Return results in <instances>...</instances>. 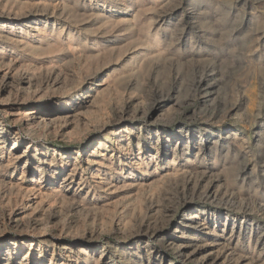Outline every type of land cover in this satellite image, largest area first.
I'll list each match as a JSON object with an SVG mask.
<instances>
[{
  "label": "rangeland",
  "instance_id": "obj_1",
  "mask_svg": "<svg viewBox=\"0 0 264 264\" xmlns=\"http://www.w3.org/2000/svg\"><path fill=\"white\" fill-rule=\"evenodd\" d=\"M263 6L258 0H0V11H4L0 27L5 26L3 43H8L5 61L0 63V81L6 72L18 76L15 86H24L20 77L31 74L32 67L38 69L39 82L52 67L66 69L67 75L60 69V84L51 80L38 100L32 96L27 100L21 92L13 101L17 113L32 110L46 119L61 101L57 104L62 109L59 120L66 123L48 128L40 138L33 139L39 131L31 134L24 115L12 118L6 113V103L0 99V119L6 118L2 127L11 132L7 150L15 146L19 134V153L32 144L28 155L35 149H48L51 155L57 152V159L72 163L77 157L87 167L88 151L94 154L99 146L97 160L102 152L113 159L124 155L121 147L128 143L135 158L141 138V153L150 160L157 155L155 149H148L151 139L158 140L161 134L160 139L169 135L175 140L160 147L161 157L153 160L144 182L133 188L124 181L116 188H100L98 179L88 171V186L76 198L74 188L64 206H38L33 193L24 197L6 193L1 186L0 249L6 254L15 243L20 247L11 261H23L28 254L27 264H199L200 258L218 254L229 264L238 258L245 260V229L252 224L264 229L260 201L264 184L260 181L259 187L252 181L257 178L254 168L259 177L264 168V143L258 136L264 124ZM40 29L46 30L44 38L37 33ZM133 64L134 72L130 69ZM247 95L255 102L250 103ZM120 109L131 117L122 120ZM180 137L183 143L178 141ZM174 159L177 165L172 163ZM114 162L119 164L118 159ZM97 167L92 165L93 173ZM16 175L12 179H20ZM32 179L26 175L24 182L31 186ZM54 186L47 181L43 188ZM194 213L200 218L189 223ZM227 218L233 223H226ZM17 219L26 221H20L24 230L15 227ZM36 219L47 223L44 229L33 226ZM174 242L188 254H201L190 260L182 249L171 247Z\"/></svg>",
  "mask_w": 264,
  "mask_h": 264
},
{
  "label": "bare ground",
  "instance_id": "obj_2",
  "mask_svg": "<svg viewBox=\"0 0 264 264\" xmlns=\"http://www.w3.org/2000/svg\"><path fill=\"white\" fill-rule=\"evenodd\" d=\"M24 1V0H22ZM35 1V0H34ZM72 1V0H71ZM147 1V0H145ZM160 1V0H159ZM49 2V1H48ZM61 2V1H60ZM66 1H64L65 3ZM140 2V1H139ZM138 2V3H139ZM151 2V1H150ZM258 2H261L264 4V0H258ZM14 3V2H13ZM12 3V4H13ZM41 3V2H40ZM46 3V2H45ZM53 3V2H52ZM67 3V2H66ZM107 3V2H106ZM68 4V3H67ZM70 4V3H69ZM83 4V3H82ZM105 4V3H104ZM142 4V3H141ZM162 4V3H161ZM252 4V3H251ZM257 4V2H256ZM20 5V4H19ZM85 5V4H84ZM87 5V4H86ZM121 5V4H120ZM149 5V4H148ZM153 5V4H151ZM150 5V6H151ZM6 6V5H5ZM4 6V7H5ZM45 6V5H44ZM255 6V5H254ZM2 7V6H1ZM97 7V5H96ZM132 7V6H130ZM137 7H140L139 5ZM156 7H159V6H156ZM264 7V6H263ZM262 7V8H263ZM19 8V7H18ZM37 8V7H36ZM42 8V7H41ZM61 8V7H60ZM77 8V7H75ZM94 8V7H93ZM142 8V6H141ZM8 9H10L8 7ZM81 9V8H80ZM138 9V8H136ZM159 9V8H158ZM12 10V9H11ZM18 10V9H17ZM21 10V9H20ZM19 10V11H20ZM24 10V9H23ZM27 10V9H26ZM53 10V8H52ZM51 10V11H52ZM76 10V9H75ZM92 10V9H91ZM94 10V9H93ZM96 10V8H95ZM10 11V10H9ZM30 11V10H29ZM54 11V10H53ZM57 11V10H56ZM77 11V10H76ZM84 11V9H83ZM8 12V11H7ZM11 12V11H10ZM37 12V10H36ZM78 12V11H77ZM96 12V11H95ZM20 13V12H19ZM43 13V12H42ZM63 13V12H61ZM86 14V12H84ZM94 13V12H93ZM255 13V12H254ZM261 13V12H260ZM4 14V11H0V17H2ZM8 14V13H7ZM10 14V13H9ZM16 14V13H15ZM89 14V13H88ZM117 14V13H116ZM128 14V13H127ZM6 15V14H5ZM4 15V17H5ZM27 15V14H26ZM81 15V14H80ZM125 15V14H124ZM110 16V15H109ZM112 16V15H111ZM114 16V15H113ZM132 16V15H131ZM262 16V15H261ZM8 17V16H7ZM18 17H20L18 15ZM61 17V16H60ZM166 17V16H165ZM252 17V16H251ZM263 17V16H262ZM17 18V17H16ZM46 18V17H45ZM119 18V17H117ZM125 18V17H124ZM168 18V17H167ZM114 19H115V16H114ZM149 19V18H148ZM67 20V19H66ZM118 20V19H117ZM151 20V19H150ZM259 20V23H258V26H261L263 25V21L261 20V18H258ZM12 21V20H11ZM15 21V20H14ZM36 21V20H35ZM44 21V20H43ZM55 21V19H54ZM42 22V21H41ZM56 22V21H55ZM59 22V21H58ZM65 22V21H64ZM75 22V21H74ZM141 22V21H140ZM154 22V21H153ZM34 23V22H33ZM68 24V23H67ZM100 24V23H99ZM37 25V24H36ZM53 25V24H52ZM69 25V24H68ZM138 25V24H137ZM154 25V24H153ZM253 25V24H252ZM61 26V25H60ZM64 26V25H63ZM67 26V25H66ZM98 26V25H96ZM24 27V26H23ZM26 27V26H25ZM24 27V28H25ZM44 27V26H43ZM46 27V26H45ZM57 27V26H56ZM70 27V26H69ZM91 27V26H90ZM89 27V28H90ZM136 27V26H135ZM23 28V29H24ZM65 28V27H64ZM73 28V27H72ZM93 28V27H92ZM158 28V27H157ZM161 28V27H160ZM259 28V27H258ZM4 29H5V26H2V28L0 27V63H4L3 61H5V57H6V48L8 43H3L4 42V38H5V34H4ZM22 29V28H21ZM30 29V28H29ZM34 29V28H33ZM260 29V28H259ZM27 30V29H26ZM47 30H48V27H47ZM54 30V28L52 29ZM58 30V28L56 29V31ZM74 30V29H73ZM150 30V29H149ZM155 30V28H154ZM264 30V29H263ZM22 31V30H21ZM25 31V29H24ZM38 34L40 37H45V32L46 30H37ZM55 31V30H54ZM64 29L63 30H60L59 33H63ZM68 31V30H67ZM70 31V30H69ZM161 31V30H159ZM13 32V31H12ZM71 32V31H70ZM139 32V31H138ZM10 33V32H9ZM8 33V35H9ZM23 33V32H22ZM26 33V32H25ZM23 33V34H25ZM57 33V32H56ZM125 33V32H124ZM259 33V32H258ZM29 34V33H28ZM27 34V35H28ZM50 34V33H49ZM54 34V33H53ZM75 34V33H74ZM149 34H151L149 32ZM169 34V33H168ZM12 35V34H11ZM59 35V34H58ZM139 35V34H138ZM261 35V34H260ZM26 36V35H25ZM31 36V35H30ZM33 36V35H32ZM70 36V34L68 35ZM79 36V35H78ZM156 36V35H155ZM259 36V35H258ZM37 37V36H36ZM51 37V36H50ZM55 37V36H54ZM71 38H73L72 34L70 36ZM153 37V36H152ZM157 37V36H156ZM23 38V37H22ZM39 38V37H38ZM58 38V37H56ZM75 38V37H74ZM78 38V37H77ZM151 38V36H150ZM159 38V37H158ZM15 39H18L15 37ZM40 39V38H39ZM42 39V38H41ZM55 39V38H54ZM61 39V38H60ZM76 39V38H75ZM142 39V37H141ZM20 40V38H19ZM37 40V39H36ZM35 40V41H36ZM56 40V39H55ZM62 40V39H61ZM73 40V39H72ZM83 40V39H82ZM81 40V41H82ZM85 40V39H84ZM26 41V40H25ZM34 41V42H35ZM41 41V40H40ZM66 41H69V39L67 38ZM75 41V40H74ZM91 41V40H90ZM96 41V40H95ZM98 41V40H97ZM96 41V42H97ZM33 42V41H32ZM39 42V41H38ZM36 41V43H38ZM56 42V41H55ZM64 42V40H63ZM76 42V41H75ZM99 42V41H98ZM40 43V42H39ZM43 43V42H42ZM68 43V42H67ZM66 43V45H67ZM165 43V42H164ZM195 43V42H194ZM33 44V43H32ZM50 44V43H49ZM53 44V43H51ZM58 44V43H57ZM60 44V43H59ZM75 44V43H74ZM12 45V44H11ZM45 45V44H44ZM44 45H42L44 47ZM62 45V44H61ZM60 45V46H61ZM64 45V44H63ZM62 45V47H64ZM72 45V43H71ZM71 45H69V47H72ZM81 45V44H80ZM94 45V44H93ZM39 46V45H37ZM48 46V44L46 45ZM51 46H54V45H51ZM78 46V45H77ZM99 46V45H98ZM32 48H37L35 46H30ZM40 47V46H39ZM59 47V45H58ZM61 47V48H62ZM74 47V46H73ZM76 47V46H75ZM80 47V46H79ZM83 47V46H82ZM105 47V46H104ZM45 48V47H44ZM65 48V47H64ZM77 48V47H76ZM75 48V50H76ZM84 48V47H83ZM82 48V49H83ZM15 49V48H14ZM68 49V48H67ZM63 50V49H62ZM70 50V49H69ZM13 51V50H12ZM11 51V52H12ZM79 51V50H78ZM84 51V49H83ZM101 51V50H100ZM161 51V50H160ZM67 52V51H66ZM70 52V51H69ZM75 52V51H74ZM81 52V51H80ZM102 52V51H101ZM14 53V52H13ZM65 53V52H64ZM92 53V52H91ZM22 54V52H21ZM50 54V53H48ZM53 54V53H52ZM69 54V53H68ZM73 53H71L72 55ZM77 54H80L79 52ZM23 55V54H22ZM85 55V54H84ZM12 56V55H11ZM26 56V55H24ZM23 56V57H24ZM70 56V55H69ZM72 57V56H71ZM82 57V56H81ZM85 57V56H83ZM14 59V56L12 57ZM73 58V57H72ZM9 59V58H8ZM22 59V58H20ZM26 59V58H24ZM35 59V58H34ZM7 60V59H6ZM11 60V59H10ZM15 60V59H14ZM19 60V59H18ZM27 60V59H26ZM29 60V59H28ZM12 61V60H11ZM63 61V60H62ZM65 61V60H64ZM63 61V62H64ZM8 63H11L9 62V60L7 61ZM6 62V63H7ZM22 62V61H21ZM63 62H59L61 64H63ZM40 64V63H39ZM19 65V64H17ZM42 65V64H40ZM50 65V64H49ZM57 65V64H56ZM60 65V64H59ZM36 66V65H35ZM46 67V65H44ZM259 66V65H258ZM7 67V66H6ZM4 67V68H6ZM59 67V66H58ZM57 66L56 67H52L50 69L47 70V73H46V76L45 78H43V81L41 80L40 82L38 81V77L35 75V72L38 71V69L32 67L30 70L32 71L31 74H26L27 76L26 77H20V80L24 81L25 82V85L22 86L21 83L18 84V86H15L16 84V77L17 75H9L5 72V76L3 77V79L0 81V99H3L4 102L6 103L5 107H6V113H8L12 118H15V117H21V115L27 119V123L28 124V129L30 130L31 134H34L35 132L39 131V133H35V135L33 136V139L35 138H40L43 136V132L46 130H48V128H55L54 125L58 124V123H61L60 122V114L62 113V109H58L57 108V104L61 103V101H59L58 103H56V105L53 107V109L51 110V112H49V114L47 116H49L50 118L49 119H46V116L38 113V112H32L31 111H28V110H24V112H20V113H17L16 109H15V105L13 103L14 99H16L19 94L21 92H25V96H26V99L29 100L30 97H34V99L37 98L40 99L39 97L42 96V94H45L44 91L42 90L46 85H47V88L49 87V82L51 80H54L55 83H59L60 82V74H59V69ZM63 67V66H62ZM44 68V67H43ZM9 69H10V66H9ZM17 69L19 70V67H17ZM47 69V68H46ZM130 69L132 72L136 71V66L133 64L130 66ZM41 70V69H40ZM63 70V69H61ZM66 70V69H65ZM65 70L64 71V75H65ZM263 70V69H262ZM8 71V70H7ZM43 71V70H42ZM257 71V70H256ZM12 73V71H11ZM21 73V72H20ZM40 73V72H39ZM42 73V72H41ZM4 74V73H3ZM45 74V73H44ZM40 76V75H39ZM67 76V75H65ZM2 77V76H1ZM0 77V79H1ZM18 77V76H17ZM62 77V76H61ZM132 78V77H131ZM65 80V79H64ZM67 80V79H66ZM129 80V79H128ZM63 81V80H62ZM63 83V82H62ZM264 83V82H263ZM262 83V84H263ZM52 84V83H51ZM60 84V83H59ZM17 85V84H16ZM65 85V84H64ZM129 85V83H128ZM131 85V84H130ZM202 85V84H201ZM260 85V84H259ZM22 87H25L24 89ZM57 87V86H56ZM60 87V86H59ZM215 87V85H214ZM46 88V87H45ZM50 88V87H49ZM62 88V87H61ZM63 89V88H62ZM215 89V88H214ZM247 89V88H246ZM42 90V91H41ZM50 90V89H49ZM46 91V90H45ZM55 91V90H53ZM57 91V90H56ZM62 91V90H61ZM154 91V90H153ZM47 92V91H46ZM62 93V92H61ZM49 94V93H48ZM58 94V93H57ZM90 94V93H89ZM5 95H8L7 98H4ZM41 95V96H40ZM262 95H263V92H262ZM61 96V95H60ZM248 98V101L250 103H253V99L247 95L246 96ZM25 99V98H24ZM20 100V99H19ZM12 101V105H8V103ZM21 101V100H20ZM82 101V100H81ZM138 101V100H137ZM1 102V101H0ZM3 102V103H4ZM19 102V101H18ZM123 102V101H122ZM255 102V101H254ZM4 103V104H5ZM33 103V102H32ZM135 103V102H134ZM129 104V103H128ZM54 105V104H53ZM64 105V104H63ZM130 108H132L131 106H129ZM51 108V107H50ZM156 108V107H155ZM72 109H75V108H72ZM81 109V108H80ZM151 109V108H150ZM236 109V108H235ZM1 110V109H0ZM3 110V109H2ZM19 110V109H18ZM23 110V109H22ZM4 111V110H3ZM137 110H135L134 112L132 111V115H136V112ZM251 111V110H250ZM163 112V111H162ZM231 112V111H230ZM119 113V112H118ZM131 113V112H130ZM148 113V112H147ZM146 113V114H147ZM160 113V112H159ZM77 114V113H76ZM121 115V119L123 120L125 116H130L131 115L126 112V109H120V113ZM118 114V115H119ZM141 114V113H140ZM154 114V113H152ZM68 115V114H67ZM145 115V114H144ZM209 115V114H208ZM254 115V114H253ZM70 116V115H69ZM77 116V115H76ZM146 116V115H145ZM158 116V115H157ZM228 116V115H227ZM67 117V116H66ZM140 117V116H139ZM8 118V117H7ZM22 118V117H21ZM62 118V117H61ZM166 118V116H165ZM164 118V119H165ZM4 119V118H3ZM3 119H0V187L3 186L5 188V191L6 193L9 192V193H17L21 196H28L30 193H33L39 203L37 204L38 206H43L44 204L45 205H53L54 203H58V204H61V205H65L67 204V201L69 200V196L68 194H71V189H74V192L72 193V196L73 197H77L78 195V192L81 190V188H84L86 186H88L87 184V179H86V173L88 171H91V175H92V178H95L98 179L96 181H99L97 184L99 185L100 188H108V187H115L118 185V183L120 181H124L123 183H126V186L130 187V188H133L134 186H136L138 183L142 182L144 180V176H146V174L148 173V168L149 166L153 163V160L156 161L158 160L161 156V152H160V147L164 144H169V143H173L175 140L171 139V136H167V137H164L163 139H160L161 137V134H158L157 135V138H159L158 140H153L151 139V141L149 142L150 143V147H148V149H155L156 150V156H152V159H147L146 155L141 153V138L138 139V154H136L137 156L134 158L135 156V153L133 152L134 149L132 150V147H131V144L128 143V146L127 147H121V153L123 152L124 155H117L116 158H114L115 160L118 159V163H115L114 162V159L111 155L110 158H107V155L100 153V157H97V158H100V160H97L96 159V153L98 152V150H100V148H102V146H99L97 148V152L94 153V154H90V151H88L87 153V156H88V160H87V167H84L81 163L80 159L76 157V159H74V161H72V163L70 162H67L66 159H63L62 157H60L59 159H57V152L56 151H53V155L50 154V151L48 149H46V151H42V152H38V150H35L30 153L28 155V150L30 148V144L29 146H27V148H25V152L22 153L19 151H17L19 147L18 145V142L20 140V137H19V134H17L18 138L15 139V142H14V145L12 149H6V144H7V141H8V134H10L11 132H6L7 129H5L3 126ZM6 119V118H5ZM4 119V120H5ZM20 119V118H19ZM65 119V118H64ZM70 119V118H69ZM131 119V118H130ZM157 119V117H156ZM18 120V119H17ZM142 120V119H141ZM210 120V119H209ZM75 121V120H74ZM155 121V120H154ZM160 121V120H159ZM14 122V121H13ZM26 122V120H25ZM64 122V121H63ZM62 122V123H63ZM76 122V121H75ZM150 122V120H149ZM66 123V122H64ZM72 123V121H71ZM68 124V123H67ZM70 124V123H69ZM75 124V123H74ZM73 124V125H74ZM157 124V123H156ZM59 127V126H58ZM65 127V126H63ZM104 127V126H103ZM49 129V130H51ZM57 129V128H56ZM60 129V128H59ZM70 129V127H69ZM152 129V128H151ZM62 130V129H61ZM19 131V130H18ZM183 131V130H182ZM54 130L52 131V134H53ZM18 133V132H17ZM55 133V132H54ZM137 133V132H136ZM166 133V132H165ZM57 134V133H56ZM76 134V133H75ZM128 134V133H127ZM65 135V134H64ZM138 135V134H137ZM152 135V134H151ZM15 136V135H14ZM28 136V135H27ZM46 136V135H45ZM165 136V134H164ZM258 136H259V142L260 143H264V124L262 126H260L259 128V132H258ZM48 137V136H47ZM59 137V136H58ZM225 137V136H224ZM139 138V137H138ZM209 138V137H208ZM48 139V138H47ZM145 139V138H144ZM193 139V138H192ZM41 140V139H40ZM72 140V139H71ZM228 140V138H227ZM92 141V140H91ZM179 142L183 143V138H179L178 140ZM177 141V142H178ZM185 141V140H184ZM190 141V140H189ZM204 141V140H203ZM208 141V140H207ZM215 141V140H213ZM128 142V141H127ZM186 142V141H185ZM200 143V142H199ZM96 144V143H95ZM94 144V145H95ZM119 144V143H118ZM177 144V143H175ZM98 145V144H97ZM200 145V144H199ZM251 145V144H250ZM45 146V145H44ZM92 146V145H91ZM178 146V144H177ZM187 146V145H186ZM195 146V144H194ZM202 146V145H201ZM210 146V145H209ZM47 147V146H46ZM173 147V146H172ZM188 147V146H187ZM219 147V146H218ZM175 148V147H174ZM200 148V147H199ZM145 149V148H144ZM171 149V148H170ZM204 149V148H202ZM214 149V148H213ZM58 150V149H57ZM177 150V148H176ZM175 150V151H176ZM184 150V149H183ZM186 150V149H185ZM22 151V150H21ZM41 151V150H40ZM48 151V152H47ZM170 151V150H169ZM177 152V151H176ZM137 153V152H136ZM168 153V151L166 152ZM188 153V152H187ZM109 154V153H108ZM184 154V153H183ZM213 154V153H212ZM149 155V154H148ZM173 155V154H172ZM178 155V154H177ZM247 155V154H246ZM251 155V154H250ZM52 156V157H51ZM59 156V155H58ZM61 156V155H60ZM186 156V155H185ZM197 156V155H196ZM213 157V156H212ZM86 158V157H85ZM175 158V156H174ZM177 158V157H176ZM72 159V158H71ZM175 160H173V164L175 163ZM197 160V159H196ZM165 161V160H164ZM260 162V161H259ZM157 163V162H156ZM163 163V161L161 162ZM204 163V162H203ZM93 164H97L98 167H97V170L95 171V173H93L92 171V165ZM155 164V163H154ZM176 164V163H175ZM263 164V163H262ZM161 165V164H160ZM177 165V164H176ZM30 167V169H27V167ZM155 166V165H154ZM157 167V166H156ZM155 167V169H156ZM179 167V166H178ZM103 168H106L109 170V172L111 171L112 173H109L107 171H103L102 169ZM126 168H128V175L126 176L124 174V171L126 170ZM168 168V167H167ZM153 169V168H152ZM153 171V170H152ZM158 171V170H156ZM168 171V170H167ZM121 172V173H120ZM247 172V171H246ZM158 173V172H157ZM177 173V172H175ZM253 173L254 175H256L255 177L257 178H253L252 181H253V184H257L259 185V187H261V183L263 182L264 184V168L262 170V176L259 177L258 174H257V168H254L253 170ZM20 175V179L18 180H14L12 179V176L13 175ZM149 174V173H148ZM155 174V173H154ZM163 174V173H162ZM165 174V173H164ZM16 175V177H17ZM28 178H33L32 181L30 182V185L31 186H28L29 184L25 183L24 182V178L26 177ZM115 175H118V177H115ZM161 175V174H159ZM247 175V174H246ZM260 175V174H259ZM10 176V177H8ZM148 176V175H147ZM156 176V175H155ZM162 176V175H161ZM144 177V178H143ZM157 178V177H156ZM204 178V177H203ZM252 178V177H251ZM46 179V180H45ZM202 179V178H201ZM26 180V179H25ZM49 182L51 184H54L56 186L54 187H45L43 188V185L45 182ZM89 181V180H88ZM262 181V182H260ZM144 182V181H143ZM150 182V181H149ZM217 182V181H216ZM94 183V182H93ZM147 184V183H146ZM197 184V182H196ZM218 184V183H217ZM90 185V184H89ZM76 186V187H75ZM32 187V188H31ZM93 187V186H92ZM95 187V186H94ZM213 187V186H212ZM210 188V186H209ZM258 188V187H257ZM91 189V188H90ZM114 189V188H113ZM215 189V188H214ZM3 190V189H2ZM83 190V189H82ZM81 190V191H82ZM125 190V189H124ZM128 190V189H127ZM130 190V189H129ZM207 190V189H206ZM211 190V189H210ZM213 190V189H212ZM262 190V189H261ZM87 191V190H86ZM85 191V192H86ZM132 191V190H131ZM194 191V190H192ZM196 191V189H195ZM260 191V190H259ZM4 192V191H3ZM101 192V191H100ZM115 192V191H114ZM197 192V191H196ZM5 193V194H6ZM81 193V192H80ZM113 193V192H112ZM212 193V191H211ZM99 194V193H98ZM104 194V193H103ZM206 194V193H205ZM214 194V193H213ZM263 194V193H262ZM96 195V194H95ZM208 195V194H207ZM218 195V194H217ZM6 196V195H5ZM12 196V194H11ZM14 196V195H13ZM71 196V195H70ZM247 196V195H246ZM8 197V196H7ZM30 197V196H29ZM80 197V196H79ZM83 197V196H82ZM100 197V196H99ZM108 197V196H107ZM20 198V197H19ZM23 198V197H22ZM209 198V196H208ZM249 198V197H248ZM251 198V197H250ZM12 199V198H10ZM15 199V198H13ZM18 199V198H17ZM21 199V198H20ZM86 199V198H85ZM100 199V198H99ZM211 199H215V195H211ZM255 199V198H254ZM97 200V199H96ZM217 200V199H216ZM6 201V200H5ZM15 202V200H13ZM33 201V200H32ZM81 201V200H80ZM250 201V200H249ZM248 201V202H249ZM255 201V200H254ZM261 203L263 205L261 206H264V197L260 200ZM36 202V201H35ZM74 202V200H73ZM251 202V201H250ZM16 203V202H15ZM14 203V204H15ZM70 204V201L68 202ZM72 203V202H71ZM98 203V202H97ZM212 203V202H211ZM11 204V203H10ZM17 204V203H16ZM57 204V205H58ZM83 204V203H82ZM85 204V203H84ZM86 204H87V201H86ZM91 204V202H90ZM243 204V203H242ZM5 205V204H4ZM249 206V204H247ZM253 205V204H252ZM35 206V205H34ZM49 206V207H50ZM80 206V205H79ZM240 206V205H239ZM245 205V207H248ZM257 206V205H256ZM36 207V206H35ZM71 207V206H70ZM85 207V205L83 206ZM87 207V206H86ZM91 207V206H90ZM93 207V206H92ZM255 207V206H254ZM260 207V206H259ZM64 208V207H63ZM66 208V207H65ZM253 208V207H252ZM263 208V207H262ZM8 209V208H7ZM13 209V208H12ZM17 209V208H16ZM92 209V208H91ZM10 210V209H9ZM32 210V209H31ZM38 210V209H37ZM53 210V209H52ZM63 210V209H61ZM89 210V208H88ZM1 211V209H0ZM13 211V210H12ZM67 211V210H66ZM69 211V210H68ZM39 212V211H38ZM50 212V210H49ZM64 212V211H63ZM160 212V211H159ZM162 212V211H161ZM35 213V212H34ZM51 213V212H50ZM56 213V212H55ZM68 213V212H66ZM1 214V213H0ZM13 214V213H12ZM21 214V213H20ZM19 216H22L20 215ZM45 215V213H43ZM42 214V216L45 218V216ZM48 214V213H47ZM195 214V213H194ZM14 215V214H13ZM26 215V213H25ZM31 215V214H30ZM34 215V214H33ZM37 215V214H36ZM196 215V214H195ZM8 216V215H7ZM147 216V215H146ZM10 217V220L12 221V218L11 216ZM33 217V216H32ZM38 217V216H37ZM49 217V216H48ZM51 217V216H50ZM59 217V216H58ZM61 217V216H60ZM145 217V215H144ZM23 218V217H22ZM34 218V217H33ZM143 218V217H142ZM189 218V217H188ZM195 218H200V216L196 215L194 216L193 218L189 219V223H192L193 220ZM66 219V218H65ZM49 220V219H48ZM62 220V219H61ZM3 221V220H2ZM20 221H24L23 219H21ZM20 221L17 219L16 221H13L15 222V227L17 229H21L24 230L23 226H21V223ZM28 221V220H27ZM7 222V221H6ZM26 221H24L25 223ZM251 222V221H250ZM258 222V221H257ZM9 223V222H8ZM23 223V222H22ZM35 224L33 226L35 227H39V225H42V228H43V225H47L46 222H44V220H38L36 219ZM218 222L216 221V224ZM226 223L230 224V223H233L230 221L229 218L226 219ZM1 224V223H0ZM13 224V223H12ZM29 224V223H28ZM53 224V223H52ZM61 224V222H60ZM225 225V226H228ZM2 225V224H1ZM0 225V227H1ZM24 225V224H23ZM51 227L53 225H50ZM57 226V225H56ZM60 226V225H59ZM262 226V225H261ZM49 227V226H48ZM54 227V226H53ZM148 227V226H147ZM255 227V228H254ZM26 228V227H25ZM34 228V227H33ZM45 228V227H44ZM43 228V229H44ZM56 228V227H55ZM232 229L235 228L234 225L231 227ZM1 229V228H0ZM42 229V230H43ZM225 229V228H224ZM27 230V229H26ZM250 230V231H249ZM32 232V231H31ZM30 232V233H31ZM34 232V231H33ZM41 232H44V231H41ZM231 232V231H229ZM233 232V230H232ZM27 233V232H26ZM122 235V234H121ZM238 235V234H237ZM220 235H216V237H218ZM225 236V235H224ZM16 240V239H15ZM215 240V239H214ZM239 240V239H238ZM223 242V241H221ZM245 242H248L247 245H245V260L244 259H235L237 261H234L232 264H264V229L260 228V226L256 227L254 224L251 225V229H245ZM218 243V242H217ZM220 243V242H219ZM225 243V242H224ZM227 243V242H226ZM212 244V243H211ZM215 244H216V241H215ZM221 245V244H220ZM214 246V245H213ZM218 246V245H217ZM222 246V245H221ZM224 246V245H223ZM231 246V245H230ZM8 247V246H7ZM13 248L9 247L6 249V254H5V250L4 249H0V264H27L25 263L26 261V258L28 259V256H25V258L23 259V261L20 260V262H14V261H11L13 258L11 257V255H13V253H16L17 251L20 250V247L18 246L17 243L13 244L12 246ZM171 247L175 248H180L182 249L176 242L172 243ZM215 247V246H214ZM219 247V246H218ZM238 248V247H237ZM93 249V248H92ZM179 249V250H180ZM205 249V248H204ZM127 250V249H126ZM221 250V249H220ZM181 253L183 255H185L186 257H188V259L192 260L194 258H198L197 256L200 253H191V254H188L187 252H185L184 249L180 250ZM201 251V250H200ZM216 251V250H215ZM79 252V251H78ZM209 252V251H208ZM217 252V251H216ZM239 252V251H238ZM28 253H30V250H28ZM211 253V252H210ZM207 254V253H206ZM216 254V253H215ZM4 256H9V258L5 259ZM226 256V255H225ZM229 256V255H228ZM232 256V255H231ZM80 257V256H79ZM95 258V257H94ZM234 258V256L232 257ZM234 260V259H232ZM18 261V260H17ZM25 261V262H24ZM199 264H229L227 261V258L223 257L221 254H218V255H215L214 257L212 255H208V256H204L202 258H200L199 260ZM101 262V261H100ZM99 262V263H100ZM42 263V262H40ZM68 264V263H67ZM105 264V263H104Z\"/></svg>",
  "mask_w": 264,
  "mask_h": 264
}]
</instances>
